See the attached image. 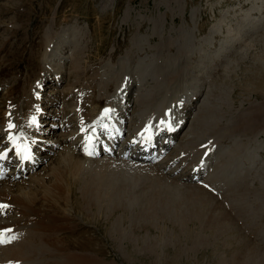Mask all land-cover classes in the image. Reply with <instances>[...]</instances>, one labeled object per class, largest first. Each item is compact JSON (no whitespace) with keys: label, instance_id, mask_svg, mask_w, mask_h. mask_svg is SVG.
Segmentation results:
<instances>
[{"label":"rangeland","instance_id":"obj_1","mask_svg":"<svg viewBox=\"0 0 264 264\" xmlns=\"http://www.w3.org/2000/svg\"><path fill=\"white\" fill-rule=\"evenodd\" d=\"M75 49L84 50L86 61L79 73L71 69L73 56H70ZM43 65L47 68L46 81L39 88H33L31 84L36 81L33 73H39L37 68ZM98 70L103 75L100 78ZM0 71V83L8 81L10 88L17 91L15 100L19 96L25 97L24 89L27 87L28 95L39 91L41 97V90L42 94L48 95L41 98L43 103L48 104L53 98L58 103L53 107V114L59 116L52 115L51 119L49 115L53 110L48 112L47 117L40 112L35 114L40 125L50 126V133L40 132L45 135V140L39 141L40 153L34 157L37 167H48L47 162L52 157L59 165H74L70 158L64 159L66 148H75L74 140L78 133V128L73 132L67 129L69 123L76 122L71 109L78 105L88 109L91 99L79 94L80 84L97 92L99 82L111 83L103 74L107 71L115 79L129 77L124 82L126 91H122L123 98L118 90L115 96V84L108 87L109 98L117 107L121 101L124 102V110L116 113L118 120L133 114L135 97L142 91H148L152 95L151 100L157 103L162 100L160 104L162 102L166 106V112H163L166 116L163 115L165 118L162 116L161 120L164 125L154 135L160 147L162 144L169 146V142L172 144L170 149L174 147L175 150L168 149V155L172 156L169 167L182 162L176 175L183 183L192 184V177H196L195 182L201 183L209 175L216 174L236 187L235 202L229 206L219 199L213 189H207L202 183L201 187L214 198L202 200L208 202V207L215 202V207L227 215L231 225L227 228L208 226L207 220L202 218L205 227L215 230L203 233L202 242L205 240L206 243L200 247L191 246L193 238H188V250L181 248L185 252L182 254L181 250L175 251L170 240L184 238L181 231L188 228L175 225V222H185V226L194 232L199 225L193 223L192 218L175 215L185 213V201L189 202L185 195L196 196L199 191L190 188V192L170 193L149 177L132 180V173L118 177L117 172L123 168H109L98 175L90 174L88 168L82 169L90 180L104 175L116 186L129 182V200L144 192L148 196L146 202L155 204L150 211L152 220L148 223L144 218L145 208H140L139 204L127 206V210L117 213L123 215L120 227L106 218L100 219V222L93 218L81 219L83 217L76 212L70 221H58L63 239L76 237L73 234L75 227L83 232L81 236L84 240L92 242L95 239L96 248L102 252L94 258L100 261L96 264H221V260L229 262L226 264H264V0H0ZM140 76L144 77L139 79ZM139 80L144 84L140 86ZM67 84L71 85L69 93L66 92ZM163 95H167L166 99ZM207 96L211 99V110L212 106H217L214 128L228 129L229 135L222 141L214 138L211 140L213 143L200 146H204L202 149L194 148L196 151L191 150L195 151L191 152L193 155L187 151L185 155L189 158L178 155L177 147L184 134L193 127L200 111H206L203 100ZM170 97H174L176 102ZM10 100L5 87H0V124L4 121L6 127L12 114H18ZM21 111H28L23 99L19 102ZM246 113L250 114L247 117L251 118L253 125L243 121ZM63 116L64 123L61 122ZM55 134L56 137H51ZM128 134V128L118 131L117 139L121 141L118 145ZM63 135L62 152L54 145L58 143L57 136ZM5 143V140H0V144ZM211 143L216 147L219 145L218 148L215 149ZM131 144L130 151L140 147L133 141ZM58 151L62 153L57 154ZM137 152L138 149L133 154ZM147 154L150 155V152ZM98 158L93 154V160ZM31 173L30 169L23 168L12 180H6V184L16 192L17 183L29 180ZM161 182L168 184L165 180ZM166 206L170 208L166 209ZM52 208L53 205L42 212L34 211L33 217L39 215L47 221ZM6 220L2 221L0 217V227L6 224ZM111 224L116 231L114 236L121 239L118 240L119 245L114 244L107 231ZM15 226L23 227L24 224L17 223ZM71 226L72 229H68ZM218 229H223V233L219 234ZM127 234L135 238L126 240ZM164 241L166 245L162 244ZM241 241L246 246L243 247ZM237 252H241L244 262L229 259Z\"/></svg>","mask_w":264,"mask_h":264},{"label":"bare ground","instance_id":"obj_2","mask_svg":"<svg viewBox=\"0 0 264 264\" xmlns=\"http://www.w3.org/2000/svg\"><path fill=\"white\" fill-rule=\"evenodd\" d=\"M76 49L74 54L70 56L71 58L73 56L71 69H73L74 72L79 73L83 69L82 65L85 64L86 61L83 55L84 50L81 51L80 49L79 50ZM11 68L14 67L12 66ZM46 71L47 68L45 65H43L37 68V72L39 73H35V72L33 73V77L36 79V81L31 84L33 88H37V87L39 88V86H42L44 84V82L46 81V76H45ZM1 72L2 71H0V73ZM106 72H103L104 76H107L106 81H110L111 83L103 84L99 82L100 84L97 85L99 86L98 88L99 92L98 91L96 92L94 89L90 91V88L88 86H84L83 83L80 84L79 94H82V96H84L85 98L89 97L88 99H91V101L87 110H84L83 107L80 105L73 107L71 109L72 113L74 114V118L76 122L69 123L67 129L69 130V132H73L78 128V133L76 139L74 140L75 148L73 150L66 148L64 159L70 158L71 161H73L74 163V165H67V166H62L57 164L55 162V157H52L51 160L47 162V164H49L48 167L47 165H38L37 167L38 163L34 161V157L40 153V150L38 149L40 142L45 140V135L40 134V132H46V133H50V132H48L49 131L48 127H43L42 125H40L38 119H36L37 124L32 125L31 124L32 117H35L36 112H40L42 115H47L48 112L53 110L52 107L53 104H55L56 99L54 98L50 99L48 101V104H45L41 100L42 97H45L44 94H42V90L40 91L41 97H39V91H35L32 95H28L29 90L27 89V87H25L24 89L25 97L19 96L15 100L17 91H15L14 88H10V83L8 81L0 83V87H5L7 94L11 97L12 101H14L13 102L14 108L18 111V114L13 113L11 116L10 122L17 120L16 122L13 123L16 126L14 129L9 130L8 127H6L4 121L0 124V140H5L6 142H8L7 146H9L11 143V141L9 140L10 132L14 136L22 135L24 139L19 140L18 143L27 144L30 147L31 153L33 155L31 159L23 160L21 159V157H18L16 153V149L13 147L15 150V159L13 155L12 159L10 160V158L8 157V153L11 150L7 148L8 150L7 152V150H5L6 147H1L4 144H0V155L4 153L7 154L4 159H0V179L1 177L5 178V180H0V204H6L9 206L7 209L0 211V217L2 221L8 218L5 221L6 224L0 227V231L11 229V231L7 233V236L9 238L12 236L16 237L14 240H12L11 243L0 244V264H96L99 263L100 261L98 260V258L96 259L94 258L97 256L99 257L102 254V252L101 249L96 248L95 239L92 242H90V240H84V237L81 236L83 232L80 229H77L76 227L73 229V234L76 237L63 239L62 236L63 234L60 233V228H58L60 227V225L57 224L58 221H66V222L70 221L71 220L70 218L74 215L75 212L79 213L83 217L81 219L93 218L95 221L100 222V219L106 218L107 220H112L113 224L116 223L117 226L120 227L123 222V220H121L123 218V215L120 214L121 216H119L117 215V213L120 210H127V206L134 207L135 205L139 204L140 208H145L144 210L145 221L148 223L149 221L152 220L150 211L155 207V204L149 205L146 202L148 196H145L146 194L144 192L140 193L134 200H129L127 198V195L128 193H130L129 191L131 190L129 182H124L123 184L116 186L111 181L107 180L104 175L99 177L97 176L96 178L90 180L88 178V175H86L85 172L82 170L85 168H88V172L90 174H97V175L102 174L104 171H106L109 168H116V169L123 168L117 172L118 177L127 176L130 173L134 175L132 176V180L138 179L141 176L149 177L155 182L159 183L164 190L170 193L190 192L191 191L190 188H193L194 191H199L196 196H194V194L185 195V197L189 200V202L195 205L191 206L189 202L185 201V213L175 215V217L192 218V222L199 225L196 226L197 230L194 229L196 231L194 232L192 231L191 228L185 226V222L183 221L175 222V225L188 228L184 231H181L185 239L182 238L180 240L179 239L176 240L175 238L173 241L170 240V243L173 244V246L175 247V251H179L181 250V248L188 250V246H187L189 245L187 243L188 238H193L191 240V246L193 247L196 246L200 247L206 243L205 240L202 242V239H204L203 233H205L206 231L211 232L212 230L215 229H210L208 227H205L202 218H205L207 220L208 226L214 225L219 228H227V225H231V223L227 218V215L224 212L219 211L215 207V202L212 206L208 207L207 206L208 202L202 200V199L212 200L214 198L211 194H209V192L205 191L201 186L203 183L205 184V187H207V189L208 187H210L211 189H213V192L219 196L220 200H222L224 203L227 202L229 206H232L233 203L235 202L233 196L236 195L235 193L236 187L234 186V184H231V182L228 181V179L225 180L222 178H218V175L216 174H213L216 177L211 176L212 174L209 175L207 179L206 180L204 179V181L201 183L195 182L197 181L196 177H192L193 180L192 184L183 183V181L179 179L180 176L176 175L178 174L179 170H181L182 162L180 163V165H173L172 167L171 166L169 167V162L172 159L171 158L172 156L171 154L168 155V152H170L174 147L170 149L172 144L170 145L169 142V146L162 144L161 147L159 148L157 145L158 141L156 142V137L154 135L160 130L161 126L164 125V123L162 124L158 122L163 120L162 116L164 115L163 112H166V106L164 107L162 105L163 104L162 102L160 104L159 101L161 99L159 100L156 96L154 97H156V99L159 100L158 103L156 102V100L155 101L151 100L152 95L150 96V93H147L148 91H142L141 94H139L138 92L139 95L135 97V110H133V114H131L130 117L128 118L118 120L116 113L117 112L121 113L122 112L121 110H124V106H123L124 102L121 101L120 102L121 105L119 104L120 106L117 107V105L113 103V101L109 98V95L111 93H109L108 87L115 84L114 85L115 96H116V91L118 90V92L121 93V97L123 98L122 91L123 92L126 91L125 90L126 85L124 82L129 77L120 78L117 77L116 75L117 78L115 79V77L113 78L114 76L113 74H110V72L108 73ZM97 74L99 78L103 76L101 75V72L99 70L97 71ZM142 77L144 76H140L139 79H141ZM143 79L145 80V78ZM142 82H143L142 80H139L140 86ZM70 87L71 85L67 84L66 92L68 93L71 92ZM51 94L53 95V93ZM166 96H164L163 98L166 99ZM170 98L171 99L173 98V101H175L174 97H170ZM206 98H207L206 100L202 99L205 104L204 107H207L206 111L203 113L202 111H200V116H198L196 121L193 123V127L184 134L185 135L184 138L181 139L182 141L179 143L177 147L178 155L181 154L189 158V156L185 155L187 151H189L190 154H192L196 151L194 148H198L202 145L208 144L212 142L211 140H215L214 138H219L218 140L221 141L225 140L224 138H226L229 135L228 129L214 128L213 121L215 118V112L217 106H212V110H211L210 107L212 105L210 102L211 99L208 96ZM21 99H23L24 101V107L28 109V111L26 112H22V111L19 112V102ZM168 101L170 100H167L166 102ZM49 103L51 104L49 105ZM117 103H119V100ZM64 104L65 103H63V105ZM178 105L179 104H177V106ZM167 106L169 105L167 104ZM105 109L110 110L107 113V115H105ZM247 116H250V114L246 113L243 116V121L247 123L250 122L251 124V118H248ZM170 120L172 119L170 118ZM61 122L62 123L65 122L64 116ZM254 125L256 126L255 122ZM149 126H150V131L145 132V129L149 128ZM122 128H128L129 134L126 138L122 140V143L118 145L121 142L119 139H117L118 131ZM58 129L60 130V128ZM51 130L52 128L50 129V131ZM142 133L144 135H141ZM51 137H56V134L52 135ZM149 137L151 138L150 140ZM57 138H58V143L55 144L54 146L63 152L64 147L61 146V142L64 139V135L62 137L57 136ZM130 141L138 143L140 147H137L136 149L134 148L135 149L134 151H130V146L132 145ZM212 143L211 146L214 147L215 144L213 145ZM113 144L115 145V147L113 146ZM218 146L216 147L215 145V149L218 148ZM203 147H200V149H202ZM137 149H138V154L137 153L133 154L134 152H136ZM168 149H170V151H168ZM193 149L195 150L194 152H192ZM61 151H58L57 154H61L62 153ZM149 152L150 155L147 154ZM206 153H208V151ZM93 154L95 156L98 155L99 158L97 160H93L92 159ZM206 159L208 160V157ZM185 160L186 158H184V161ZM9 162L12 163L11 167L8 165ZM23 168L30 169L32 173L28 177L29 180H23L20 183H17L18 186L17 191L14 192L8 187V185L6 184V180H12L17 174V172ZM46 168L49 171H46L45 170ZM198 168L197 170H200ZM131 170H133L134 172H131ZM86 179L92 182L93 184L86 181ZM162 180L167 181L168 184L163 185L161 182ZM50 196L53 198H49ZM240 199H242V204H243L244 196L240 197ZM150 200H154V199L150 198ZM51 205H53L52 213L47 221L39 215L33 217L34 211L42 212L43 209ZM200 206H202L203 208H201ZM165 208L168 209L170 208V206H166ZM27 210H29L30 212L27 213ZM113 218L115 219V221ZM127 218L133 220L131 217H127ZM220 221L222 222L220 223ZM17 223L24 224V226L16 227L15 224ZM113 224H111V226L109 225L110 228L107 231L110 232V237L114 239V244L119 245L120 243L118 242V240L121 239L120 237L118 239V237L116 238L114 236L116 231L114 230ZM68 229H72V226L69 227ZM186 231L188 232L189 235H187ZM217 232L219 234H222L223 229H218ZM131 236L127 234L126 240H128L129 238L133 240L135 238V236L132 237ZM70 243L72 244L70 245ZM162 244L166 245V242L164 241L162 242ZM240 244L243 247L246 246L242 241ZM164 245L162 246L164 247ZM158 247L159 246H157V248ZM214 248L217 249V247ZM181 251L182 254L185 253L183 250ZM130 259L132 258L130 257ZM229 259L234 261L244 262L242 260L243 258L241 257V252L233 253L232 255H230ZM220 263L226 264L229 262H226L225 260L224 261L221 260Z\"/></svg>","mask_w":264,"mask_h":264},{"label":"snow or ice","instance_id":"obj_3","mask_svg":"<svg viewBox=\"0 0 264 264\" xmlns=\"http://www.w3.org/2000/svg\"><path fill=\"white\" fill-rule=\"evenodd\" d=\"M109 111H110L109 109H105V115H107V113ZM161 123L163 124L164 122L161 121ZM31 124L32 125L37 124V120L35 117H32ZM7 127L9 130H11V129H14L16 126L14 124H12L11 122H9ZM148 131H150V126H149V128L145 129V132H148ZM141 135H144V134L142 133ZM22 139H24V137L22 135L21 136H14L11 134V132L9 134V140L12 142L13 147L16 149L17 155L20 156L21 159H23V160L31 159L30 147L27 144L18 143V141L22 140ZM150 139L151 138L149 137V140ZM33 143H34V141H33ZM6 155H7L6 153L0 155V159H4L6 157ZM8 207L9 206L6 204H0V211L7 209ZM10 231H11V229L0 231V244L11 243L12 240H14L16 238L15 236H12L10 238L7 236V233Z\"/></svg>","mask_w":264,"mask_h":264}]
</instances>
